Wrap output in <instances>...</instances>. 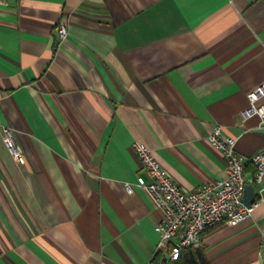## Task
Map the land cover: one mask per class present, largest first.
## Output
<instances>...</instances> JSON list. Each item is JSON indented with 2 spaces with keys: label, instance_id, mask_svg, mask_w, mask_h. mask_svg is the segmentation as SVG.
<instances>
[{
  "label": "crops",
  "instance_id": "obj_1",
  "mask_svg": "<svg viewBox=\"0 0 264 264\" xmlns=\"http://www.w3.org/2000/svg\"><path fill=\"white\" fill-rule=\"evenodd\" d=\"M263 82L264 0H0V264H169L133 142L184 190L222 178L208 135L264 152L242 114ZM198 246L209 264H264V200Z\"/></svg>",
  "mask_w": 264,
  "mask_h": 264
},
{
  "label": "built area",
  "instance_id": "obj_2",
  "mask_svg": "<svg viewBox=\"0 0 264 264\" xmlns=\"http://www.w3.org/2000/svg\"><path fill=\"white\" fill-rule=\"evenodd\" d=\"M60 38L66 35L64 24L57 26ZM248 106L243 116L256 114L264 131V82L247 93ZM2 140L13 156L19 161L22 151L16 143L13 129L2 127ZM208 141L222 153L226 164V175L209 180L194 190H184L158 162L151 150L139 141L133 147L140 159L141 168L148 180L138 175L136 185L146 188L152 195L161 217L154 229L158 233V247H165L169 260L178 258L182 249L200 244V236L207 228L220 221L238 223L250 217L258 201L264 200V152L250 157L236 149V138L226 135L219 124H214ZM250 162L254 172L249 174L246 163ZM250 184L254 196L250 203L243 200L244 187ZM128 193L133 187L125 183Z\"/></svg>",
  "mask_w": 264,
  "mask_h": 264
},
{
  "label": "trees",
  "instance_id": "obj_3",
  "mask_svg": "<svg viewBox=\"0 0 264 264\" xmlns=\"http://www.w3.org/2000/svg\"><path fill=\"white\" fill-rule=\"evenodd\" d=\"M246 164L248 165L245 167L246 171L252 174L254 172L253 165L249 161ZM169 262V264H209L201 246L186 247L182 249L178 258L169 260Z\"/></svg>",
  "mask_w": 264,
  "mask_h": 264
},
{
  "label": "water",
  "instance_id": "obj_4",
  "mask_svg": "<svg viewBox=\"0 0 264 264\" xmlns=\"http://www.w3.org/2000/svg\"><path fill=\"white\" fill-rule=\"evenodd\" d=\"M254 192L253 188L250 184H246L244 187V193H243V200L245 203H250L253 200ZM166 261V257L163 258V263L164 264Z\"/></svg>",
  "mask_w": 264,
  "mask_h": 264
},
{
  "label": "rangeland",
  "instance_id": "obj_5",
  "mask_svg": "<svg viewBox=\"0 0 264 264\" xmlns=\"http://www.w3.org/2000/svg\"><path fill=\"white\" fill-rule=\"evenodd\" d=\"M213 226H214V225H213ZM211 227H212V226H211ZM209 228H210V227H209ZM207 229H208V228H207ZM207 229H206V230H207ZM203 232H204V231H203Z\"/></svg>",
  "mask_w": 264,
  "mask_h": 264
}]
</instances>
